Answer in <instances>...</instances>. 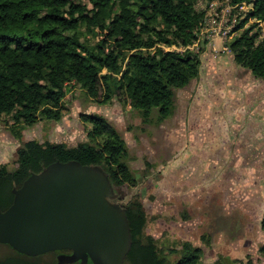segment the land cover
<instances>
[{
    "label": "trees",
    "instance_id": "obj_1",
    "mask_svg": "<svg viewBox=\"0 0 264 264\" xmlns=\"http://www.w3.org/2000/svg\"><path fill=\"white\" fill-rule=\"evenodd\" d=\"M240 1L251 2L252 8L239 18L238 34L224 45H229L237 64L264 83V40L256 43L254 24L244 27L252 15L264 18V0H231ZM88 2L90 8L82 0H0V117L14 119L8 128L19 141L14 166L0 163L1 210L11 204L14 188L55 160L99 165L119 198L122 186L136 185L126 142L101 114H81L90 127L87 140L75 146L22 140L24 126L39 119H61L69 87H79L101 103L123 99L146 123L153 109L158 116H169L175 91L199 74L201 49L187 47L205 23V12L196 7L197 0ZM206 42L202 38L198 45ZM172 45L186 47L164 48ZM120 205L131 234L123 264H170L167 254H176L172 264H203L202 249L191 241L166 248L145 231L148 217L140 196L133 195ZM260 224L264 230V212ZM11 250L0 258V264H39L34 259L37 256ZM259 252L264 257V243ZM214 264L254 263L249 256L231 259L220 254Z\"/></svg>",
    "mask_w": 264,
    "mask_h": 264
},
{
    "label": "rangeland",
    "instance_id": "obj_2",
    "mask_svg": "<svg viewBox=\"0 0 264 264\" xmlns=\"http://www.w3.org/2000/svg\"><path fill=\"white\" fill-rule=\"evenodd\" d=\"M82 2L91 7L88 0ZM224 41L214 35L195 47L201 49L199 74L175 91L167 117L153 109L144 123L123 99L101 103L79 87H69L61 119L24 126L22 140L75 146L87 140L90 127L81 114L103 115L123 136L137 181L122 186V198L117 195L116 201L125 204L131 196H140L147 233L166 248L191 241L202 249L203 264H214L220 254L231 259L249 256L254 264H264L259 252L264 243V83L235 62ZM9 124H15L13 118L0 117V163L13 167L19 141ZM11 253L0 244V258ZM59 253L34 259L55 264ZM166 256L170 264L176 259V254Z\"/></svg>",
    "mask_w": 264,
    "mask_h": 264
},
{
    "label": "water",
    "instance_id": "obj_3",
    "mask_svg": "<svg viewBox=\"0 0 264 264\" xmlns=\"http://www.w3.org/2000/svg\"><path fill=\"white\" fill-rule=\"evenodd\" d=\"M115 199L99 165L55 160L13 189L0 209V244L31 257L68 250L55 264H123L131 234Z\"/></svg>",
    "mask_w": 264,
    "mask_h": 264
},
{
    "label": "built area",
    "instance_id": "obj_4",
    "mask_svg": "<svg viewBox=\"0 0 264 264\" xmlns=\"http://www.w3.org/2000/svg\"><path fill=\"white\" fill-rule=\"evenodd\" d=\"M204 1H207L208 4L203 5ZM224 1L225 3L221 4L218 0H197L196 7L198 9H203L205 12V23L200 27V30H198V37L196 40L191 46L187 47H197L202 38H207L208 41V38L218 35L223 40H226L238 34L240 29H236V24L238 23L239 18L245 16L248 10L252 8V3L246 1ZM249 24H254L252 31L257 32L256 43L264 40V18L252 15L248 17L247 21H245L244 27H247ZM185 47H182L179 50H183ZM223 47L226 50H230L228 44Z\"/></svg>",
    "mask_w": 264,
    "mask_h": 264
},
{
    "label": "flooded vegetation",
    "instance_id": "obj_5",
    "mask_svg": "<svg viewBox=\"0 0 264 264\" xmlns=\"http://www.w3.org/2000/svg\"><path fill=\"white\" fill-rule=\"evenodd\" d=\"M60 253H64V254H66V253H69V251H68V252H63V251L61 252V251H60ZM60 253H59V254H60ZM59 254H57V256H58ZM79 264H80V263H79Z\"/></svg>",
    "mask_w": 264,
    "mask_h": 264
},
{
    "label": "bare ground",
    "instance_id": "obj_6",
    "mask_svg": "<svg viewBox=\"0 0 264 264\" xmlns=\"http://www.w3.org/2000/svg\"><path fill=\"white\" fill-rule=\"evenodd\" d=\"M224 3H225V1L222 2V4H224ZM223 46H224V44H223Z\"/></svg>",
    "mask_w": 264,
    "mask_h": 264
}]
</instances>
